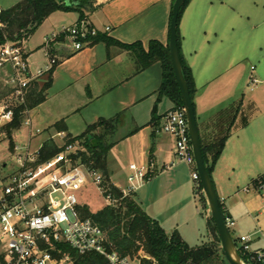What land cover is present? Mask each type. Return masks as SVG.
Returning <instances> with one entry per match:
<instances>
[{"label": "crops", "instance_id": "0c3cea01", "mask_svg": "<svg viewBox=\"0 0 264 264\" xmlns=\"http://www.w3.org/2000/svg\"><path fill=\"white\" fill-rule=\"evenodd\" d=\"M173 2L93 0L83 19L98 29L100 36L127 44L141 42L147 49L150 40L168 45ZM78 20L76 10H57L34 29L24 40L32 68L45 64L44 37ZM178 34L179 53L193 78L192 100L201 143L212 145L228 135L211 179L225 218L234 222L230 230L240 234L263 230L264 196L252 181L264 175V96L247 92L250 76L257 79L250 93L264 84V0H189L178 22ZM51 52L57 60L54 69L31 83L41 88L51 78L44 100L28 109L30 137L35 129L46 134L39 148L47 139L61 147L68 135L78 136L100 118L110 119L123 112L125 123L118 128L107 155L110 181L123 189L128 165H147V178L133 193L140 207L168 235L177 232L191 247L213 241L210 212L205 218L200 216L196 204L199 200L203 209L209 208L202 189H197L199 183L191 178L190 166L176 160L173 138L161 130L165 114L174 107L166 96L157 99L161 63L140 69L131 51L103 40L75 50L61 38ZM0 78L3 82L2 73ZM153 111L156 119L151 121ZM61 121L65 130L58 131L53 125ZM5 123L0 120V127ZM4 136L0 134V138ZM109 155L112 165L108 164ZM11 173L0 179L5 181ZM115 177H123V185L113 181ZM247 181L251 185L244 190H254V194L242 195L241 186ZM88 187L80 192L86 205L83 194ZM253 244L258 246L261 241Z\"/></svg>", "mask_w": 264, "mask_h": 264}, {"label": "built area", "instance_id": "2783aa9c", "mask_svg": "<svg viewBox=\"0 0 264 264\" xmlns=\"http://www.w3.org/2000/svg\"><path fill=\"white\" fill-rule=\"evenodd\" d=\"M2 9L0 8V14ZM5 23L0 18V30ZM109 27H105L108 31ZM98 29L85 19L61 27L58 33L44 37L42 44L45 64L32 68L24 40H5L0 44V73L3 84L10 88L9 96L0 102V120L10 121L14 105L26 104V95L32 82L49 73L57 60L51 54L53 45L65 38L75 49L89 45ZM253 69V67H251ZM257 83L249 77L248 87ZM22 123L32 129L28 109H24ZM161 130L174 140L176 160L193 167L191 178L199 183L190 143L188 124L183 107H173L165 116ZM40 130L35 129L38 133ZM58 136L62 137L61 133ZM82 149L77 142H64L52 158L36 163V153L28 146L14 145L18 167L6 177L0 188V264H77L61 245H67L78 256L96 253L105 258L104 264H131V258L105 247L101 229L81 215L80 192L92 185L107 205L116 199L105 193L102 174L74 156ZM147 165L130 163L126 175L127 186L123 196L133 194L147 178ZM263 188L264 183L252 184ZM248 190V188H245ZM220 200V199H219ZM221 203V200H220ZM230 231L234 222L225 218ZM255 240L261 244L253 246ZM244 264H264V229L240 234L233 239ZM140 264V260H138Z\"/></svg>", "mask_w": 264, "mask_h": 264}, {"label": "trees", "instance_id": "16d2710c", "mask_svg": "<svg viewBox=\"0 0 264 264\" xmlns=\"http://www.w3.org/2000/svg\"><path fill=\"white\" fill-rule=\"evenodd\" d=\"M188 1L186 0L180 9L178 22ZM89 2L90 0H76V4H70L66 0H21L9 8L2 9L0 18L5 23V27L3 31L0 30V44L5 40H20L24 36L23 33L30 35L50 13L57 10H76L79 13V20L83 19V8L86 4L91 5ZM177 39L179 48L178 28ZM100 40L105 41L107 45H117L131 51L140 69L159 61L162 67V80L157 90V99L166 96L173 102L174 107H183L171 66L168 45H164L158 40H150L147 49H145L141 42L127 44L99 34L92 38L91 43ZM179 56L182 72L192 98L195 88L191 71L183 62L180 53ZM50 83L51 78L41 88H38L37 84H32L26 95L25 106L14 105L12 119L0 127V134L4 133L10 140L11 149L13 148V131L21 126L25 107L30 109L43 101L45 90L50 86ZM10 92V88L4 85L0 78V102L4 101ZM123 117L125 114L122 112L110 119L100 118L97 122L88 125L80 135L75 137L68 135L67 142L77 141L82 146L74 158H78L81 162L99 171L102 174V186L105 193H110L116 199L114 204H105L96 211H91L88 205L83 204L80 207L81 215L89 217L101 229L107 250L116 251L130 258H134L138 251H143L152 259H139L140 264H228L223 256L221 246H219L220 241L213 227L212 216L208 218V225L214 235V241L191 247L182 241L177 232L168 235L159 223L140 207L133 198V194L123 196L121 189L110 181L107 155L115 141L107 142L104 140V135L112 134L115 130L114 122H118V119ZM155 119V111H153L151 121ZM109 124H112L113 127L108 126ZM53 127L58 131L65 130L62 121L56 122ZM88 135L96 139V146H93ZM227 136V134L224 135L212 145L201 143L204 162L210 177L213 165L224 147ZM60 150L61 147H58L52 139H47L36 153V163H42L52 158ZM252 183L255 185L264 183V175L254 179ZM197 189L201 190L200 184ZM220 205L225 218L223 206L221 203ZM61 249L64 253H68L77 264H104L105 258L96 253L78 256L64 244L61 245Z\"/></svg>", "mask_w": 264, "mask_h": 264}, {"label": "water", "instance_id": "95a60500", "mask_svg": "<svg viewBox=\"0 0 264 264\" xmlns=\"http://www.w3.org/2000/svg\"><path fill=\"white\" fill-rule=\"evenodd\" d=\"M66 1L70 4H76V0ZM185 1L186 0H174L172 4L168 40V50L171 66L182 98L183 108L186 114L190 143L195 162V169L198 174L199 184L207 201L210 214L213 219V227L219 238L223 256L228 264H244L240 259L231 233L226 225L225 218L222 214V208L220 205L219 197L216 193L212 179L210 177V174L208 173L206 164L204 162L194 104L192 98L190 97V92L182 72L178 48L177 28L178 15ZM88 139L92 142L93 146L97 145L96 139L92 138L90 135H88Z\"/></svg>", "mask_w": 264, "mask_h": 264}, {"label": "rangeland", "instance_id": "374dc122", "mask_svg": "<svg viewBox=\"0 0 264 264\" xmlns=\"http://www.w3.org/2000/svg\"><path fill=\"white\" fill-rule=\"evenodd\" d=\"M16 1H18V0H0V8L1 9L9 8ZM89 3L91 5L88 6L86 4V6L83 8V12L88 11L93 7V0H90ZM23 34H24V36H23V38H21V40H25L29 36L25 33H23ZM24 45H25V41H23V46ZM248 90L250 91V89H248ZM249 91L247 92L249 96H251L252 94H253V96L256 94H257L256 96H258V95L264 96V84H258L256 86V88L254 89V92H252V93H250ZM124 123H125V117L119 118L118 122H114V127H115V130L113 131L114 133L104 135L105 136L104 140H106L107 142H110L114 139V137H118V128L122 127ZM108 126L113 127L112 124H109ZM108 129L111 130L110 128H108ZM29 130L30 129L22 123L21 126L18 129H16L14 131V133L12 134V142L16 145H19V146H28L30 152H35L39 148L40 142L46 137V134L44 132H40V133H35L33 137H30ZM110 160H111V157L109 155L108 164L112 165V162ZM177 161H179V160H177ZM182 163H184V165L187 167L190 166V171H191V173L193 172V167L191 165H188L185 162H182ZM17 166H18V162L16 160V153L13 152V150L10 148V140L5 136L1 137L0 138V176L7 175V174L13 172L17 168ZM112 180L115 181L118 185H123V183H124L123 177H119V178L115 177L114 179L112 178ZM3 182H4V179L3 180L0 179V187L2 186ZM147 182H150V181H147ZM191 182L193 183V181H191ZM145 184H146V182L144 183V185ZM250 185L251 184L249 181H247L246 184H243L241 186L242 190L240 191V193L242 195L247 194V193L248 194H254V190L250 189V191H247V193L244 190L245 187H247V186L250 187ZM259 190L260 191L258 193H260V194L262 193V195L264 196V188H261ZM260 194H258V196H260ZM83 196H84L83 199L88 202L89 208L93 211L98 210L101 207V205H105L103 197L91 185H89V187L87 188V191L85 192V194H83ZM196 204H197L198 209L200 211V216H203L205 218L208 215V213L210 212L209 208L203 209L199 200H197ZM210 216H211V214H210ZM262 216H264V215H262ZM202 233H203V237L205 236V238H207V231L203 230ZM239 234L240 233L234 232L232 229V231H231L232 237H235L236 235H239ZM213 241H214V238H213ZM198 243H199V241H198ZM139 259L152 260L143 251H138V253L135 255V257L131 258V260H132L131 264H138Z\"/></svg>", "mask_w": 264, "mask_h": 264}]
</instances>
